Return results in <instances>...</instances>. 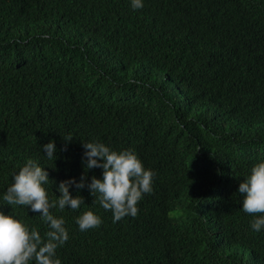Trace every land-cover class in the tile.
Wrapping results in <instances>:
<instances>
[{
	"label": "trees",
	"instance_id": "1",
	"mask_svg": "<svg viewBox=\"0 0 264 264\" xmlns=\"http://www.w3.org/2000/svg\"><path fill=\"white\" fill-rule=\"evenodd\" d=\"M83 142L133 150L153 191L113 222L72 186L81 207L50 210L61 264H264L239 193L264 162V0H0V211L43 238L39 213L3 195L32 159L58 199L85 173ZM88 210L102 223L81 231Z\"/></svg>",
	"mask_w": 264,
	"mask_h": 264
},
{
	"label": "clouds",
	"instance_id": "2",
	"mask_svg": "<svg viewBox=\"0 0 264 264\" xmlns=\"http://www.w3.org/2000/svg\"><path fill=\"white\" fill-rule=\"evenodd\" d=\"M134 9L143 7V0H131ZM68 138L66 140H71ZM85 149L83 163L85 173L79 182L75 178L61 181L58 191L61 193L56 200H49L44 185L49 180V174L32 159L27 160L23 167L14 174L13 183L7 188L3 200L8 205L27 206L32 212L39 213L47 225V231L42 238L35 228L12 215L0 211V264H61L56 258L58 247L68 239L65 221L50 211L53 208L78 210L84 199L72 196L70 188H88L104 210L113 213V222L126 216L135 217L138 214V202L145 194L152 193L154 173L145 169L142 161L131 149L115 151L103 143L83 142ZM49 159H53L56 151L55 142L42 146ZM101 168L102 178L95 175L89 182L87 171ZM243 196L242 210L254 217L251 228L254 231L264 229V162H259L251 168L250 174L239 186ZM81 231L98 228L102 219L93 211L83 212L76 218Z\"/></svg>",
	"mask_w": 264,
	"mask_h": 264
}]
</instances>
